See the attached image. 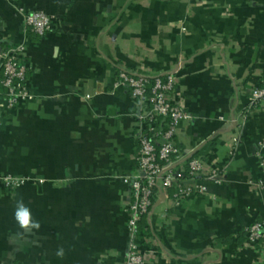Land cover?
Here are the masks:
<instances>
[{
    "label": "crops",
    "instance_id": "crops-1",
    "mask_svg": "<svg viewBox=\"0 0 264 264\" xmlns=\"http://www.w3.org/2000/svg\"><path fill=\"white\" fill-rule=\"evenodd\" d=\"M36 10L56 18L44 36L25 25ZM21 45L29 97L3 114L0 175L24 183L0 187V264H124L131 243L144 264H264L246 234L264 220L251 183L264 112L249 102L264 78V0H0V53ZM120 70L175 75L188 119L174 141L226 177L179 206L159 192L137 236L123 177L146 109ZM18 201L39 228L20 227Z\"/></svg>",
    "mask_w": 264,
    "mask_h": 264
},
{
    "label": "built area",
    "instance_id": "built-area-1",
    "mask_svg": "<svg viewBox=\"0 0 264 264\" xmlns=\"http://www.w3.org/2000/svg\"><path fill=\"white\" fill-rule=\"evenodd\" d=\"M24 21L26 27L39 36L46 35L56 26L54 15L39 10L26 12ZM24 52L21 45L0 53V125L5 111L29 97ZM117 76L131 97L146 109L137 115L143 122V130L138 136L136 172L123 177L131 193L127 225L130 233L137 236L139 223L151 213L159 192L179 206L193 196L208 194L207 182L221 185L226 177L225 172L217 168L212 167L206 172L203 158L187 156L175 143L178 125L187 120L188 115L174 74L150 78L120 70ZM249 102L264 112V78L252 88ZM254 155L260 177L251 183L258 190H264V138L259 141ZM23 183L24 178L0 175V187L5 190L20 187ZM246 234L248 242L264 252V220H255L246 228ZM145 261L144 252L131 243L124 264H144Z\"/></svg>",
    "mask_w": 264,
    "mask_h": 264
},
{
    "label": "clouds",
    "instance_id": "clouds-1",
    "mask_svg": "<svg viewBox=\"0 0 264 264\" xmlns=\"http://www.w3.org/2000/svg\"><path fill=\"white\" fill-rule=\"evenodd\" d=\"M15 219L19 223L20 227L24 229L39 228L40 226L38 222L33 221L30 209L19 201L16 206ZM56 255L62 258L64 256L63 248L58 249Z\"/></svg>",
    "mask_w": 264,
    "mask_h": 264
}]
</instances>
